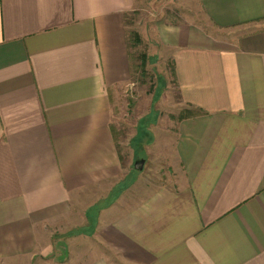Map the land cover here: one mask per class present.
Masks as SVG:
<instances>
[{"label": "crops", "instance_id": "crops-1", "mask_svg": "<svg viewBox=\"0 0 264 264\" xmlns=\"http://www.w3.org/2000/svg\"><path fill=\"white\" fill-rule=\"evenodd\" d=\"M197 1L207 28L156 31L199 112L175 176L98 210L63 260L81 198L122 174L112 100L132 83L135 2L0 0V264H264V0Z\"/></svg>", "mask_w": 264, "mask_h": 264}, {"label": "rangeland", "instance_id": "rangeland-1", "mask_svg": "<svg viewBox=\"0 0 264 264\" xmlns=\"http://www.w3.org/2000/svg\"><path fill=\"white\" fill-rule=\"evenodd\" d=\"M134 2V10L127 18L132 83L118 90L112 100V126L122 174L116 182L98 186L81 198L73 222L77 226L71 224L74 228L70 227V232L59 233L56 238V242H65L60 250L63 260L69 256L66 246L70 247V239L92 231L89 221H94L98 210L120 198L126 199L128 205L134 204L172 179L178 170V124L193 114L180 105L173 63L157 42L156 31L165 23L192 22L207 28L208 22L197 0ZM138 159L146 161L143 171L134 167ZM77 240L90 242L86 237Z\"/></svg>", "mask_w": 264, "mask_h": 264}, {"label": "water", "instance_id": "water-1", "mask_svg": "<svg viewBox=\"0 0 264 264\" xmlns=\"http://www.w3.org/2000/svg\"><path fill=\"white\" fill-rule=\"evenodd\" d=\"M145 164H146V161L144 159H138L136 162H135V169L137 171H143L144 170V167H145Z\"/></svg>", "mask_w": 264, "mask_h": 264}, {"label": "trees", "instance_id": "trees-1", "mask_svg": "<svg viewBox=\"0 0 264 264\" xmlns=\"http://www.w3.org/2000/svg\"><path fill=\"white\" fill-rule=\"evenodd\" d=\"M191 113H192L193 115H195V114H198L199 112H198V113H197V112H195V113H194V112H191ZM193 115H192V116H193Z\"/></svg>", "mask_w": 264, "mask_h": 264}]
</instances>
